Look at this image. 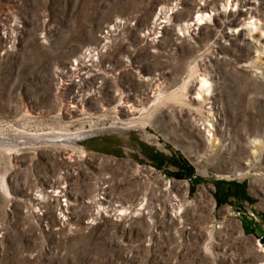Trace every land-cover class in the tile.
I'll return each mask as SVG.
<instances>
[{"label":"rangeland","instance_id":"1","mask_svg":"<svg viewBox=\"0 0 264 264\" xmlns=\"http://www.w3.org/2000/svg\"><path fill=\"white\" fill-rule=\"evenodd\" d=\"M261 215L264 0H0V264H264Z\"/></svg>","mask_w":264,"mask_h":264},{"label":"trees","instance_id":"2","mask_svg":"<svg viewBox=\"0 0 264 264\" xmlns=\"http://www.w3.org/2000/svg\"><path fill=\"white\" fill-rule=\"evenodd\" d=\"M182 164L185 166L186 170L182 169V170L176 172L175 174L178 177L183 178L186 176L187 172L190 174H192L194 172L193 167L187 162V160L182 159ZM239 186H241L242 188L238 191V193L234 194V197H236L241 202L242 201H248L250 199V197L248 196V194L246 192L244 184L239 183ZM229 191H231V189ZM261 216L264 219V215H261ZM251 220H252V223H250V224H256V222L253 219H251ZM245 224H246V226H248V228L251 230V232L256 233L258 236H259V233L262 232L260 237H262L261 239L264 242V231L262 229L260 231H257V229H256L257 224L255 226L250 225L247 222Z\"/></svg>","mask_w":264,"mask_h":264},{"label":"built area","instance_id":"3","mask_svg":"<svg viewBox=\"0 0 264 264\" xmlns=\"http://www.w3.org/2000/svg\"><path fill=\"white\" fill-rule=\"evenodd\" d=\"M96 52L94 51V49H88L87 51H85V53H84V55L81 57L84 61H88L89 59H91L93 56H94V54H95ZM78 65V62L77 61H73V64H72V66L70 67V69L72 70V69H75V67ZM85 73V72H84ZM83 73V74H84ZM74 81V80H73ZM77 81H79L78 79H77ZM260 238H262V237H260Z\"/></svg>","mask_w":264,"mask_h":264},{"label":"bare ground","instance_id":"4","mask_svg":"<svg viewBox=\"0 0 264 264\" xmlns=\"http://www.w3.org/2000/svg\"><path fill=\"white\" fill-rule=\"evenodd\" d=\"M204 13H200V14H198L197 15V18H196V21L198 22H200L201 20H203V17H204ZM164 21V20H163ZM255 22H256V20H254L252 23H253V25L255 24ZM206 82V81H205ZM208 132L210 133L209 135H211L212 134V132H211V128L209 127V129H208Z\"/></svg>","mask_w":264,"mask_h":264}]
</instances>
